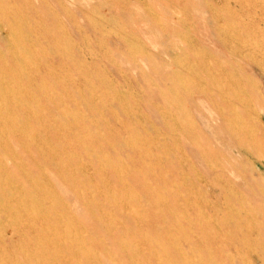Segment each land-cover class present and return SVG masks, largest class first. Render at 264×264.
<instances>
[{
  "label": "rangeland",
  "instance_id": "1",
  "mask_svg": "<svg viewBox=\"0 0 264 264\" xmlns=\"http://www.w3.org/2000/svg\"><path fill=\"white\" fill-rule=\"evenodd\" d=\"M263 25L264 0H0V264L264 256V70L234 49Z\"/></svg>",
  "mask_w": 264,
  "mask_h": 264
},
{
  "label": "bare ground",
  "instance_id": "2",
  "mask_svg": "<svg viewBox=\"0 0 264 264\" xmlns=\"http://www.w3.org/2000/svg\"><path fill=\"white\" fill-rule=\"evenodd\" d=\"M206 3V2H205ZM232 3V2H231ZM234 3V2H233ZM238 4V3H237ZM240 5V4H239ZM238 5V6H239ZM237 8H239V7H237ZM253 11V10H252ZM245 13H246V11H245ZM247 14V13H246ZM263 23V22H262ZM263 27H264V25H263ZM159 31V30H158ZM2 33H4V34H6L5 32H2ZM234 37V36H233ZM241 39V37H238L237 38V40H240ZM241 42V41H240ZM240 42H239V45H236V46H234V49H235V51L236 50H238L239 52H242L243 54H245V55H247V56H249L251 59H252V62H254L255 64H257L258 66H260L263 70H264V48H262L261 47V49L259 48V53L257 52V49H251L249 46H247L246 44H245V42L244 43H242V44H240ZM220 44H221V46L222 47H224L227 51H230L229 50V46H227V44H226V42L225 41H223V40H221L220 39ZM231 49H232V47H231ZM232 52V51H231ZM256 53L257 54H259L262 58L261 59H259L257 56H255L256 55ZM218 54H220L219 52H218ZM232 54V53H231ZM246 56V57H247ZM195 58V57H194ZM227 58V57H226ZM229 59V58H228ZM245 60V59H244ZM210 61H212V60H210ZM212 63V62H211ZM246 63H248V65H250V66H252V64L253 63H251V62H246ZM213 65V64H212ZM235 65H236V63H235ZM237 66V65H236ZM204 68H210L208 65H207V67H204ZM246 68V67H245ZM217 69V68H216ZM231 69V68H230ZM221 70H222V68H221ZM229 70V69H228ZM240 72V71H239ZM238 73V72H237ZM236 73V74H237ZM255 75V74H254ZM231 76V75H230ZM229 76V77H230ZM243 75H241L240 74V77L241 78H243L242 77ZM250 76H252V75H250ZM150 79V78H149ZM228 79V78H227ZM246 79V81L248 82V83H251L252 81L250 80V78L248 77V79L247 78H245ZM258 79V78H257ZM205 80V79H204ZM243 80H244V78H243ZM259 80V79H258ZM217 81H218V84H219V88H220V90L218 91L219 93L217 94V96H215L214 97V99H223L224 97L225 98H227V103L225 104V105H223V106H219V108H218V114H219V116H220V118H222L223 120H224V122H225V124L227 123H229V124H232L233 122L234 123H236V120L239 118V114L237 113L238 112V110H239V108H238V104L236 103L237 101H234L235 99H233V97L235 96V92H233V94H232V92H230V90L232 91V88H233V86H232V81L231 82H229V83H225V82H223L224 80H223V77L222 76H220L219 78H217ZM238 82H239V80H238ZM236 85V84H235ZM238 85V84H237ZM244 85V84H243ZM242 85V86H243ZM240 87V86H239ZM252 87V86H251ZM248 88V87H247ZM243 90V89H242ZM241 90V91H242ZM248 90V89H247ZM247 90H246V94H247ZM252 90V89H251ZM255 90V89H254ZM257 91V90H256ZM255 91V92H256ZM243 92V91H242ZM232 94V95H231ZM249 94H250V92H249ZM249 94H247V95H249ZM235 98H236V96H235ZM224 104V103H223ZM249 104V103H248ZM241 113V112H240ZM245 115H247L246 116V118H244L245 119V121H248V119H250L251 118V116H250V114H249V111H248V109H247V114H245ZM85 116V115H84ZM243 116V115H242ZM171 118L174 120V123H176V122H178L177 121V119L179 120V118H177L174 114H171ZM197 120H198V122L199 121H202V120H204L203 119V117H200V116H198L197 118H196ZM240 121H242V120H240ZM198 122H196L195 120L194 121H192V123H191V129H190V131L189 132H187V133H184L185 134V136L186 137H188L191 141H196L197 139V137L199 138V134H197V133H202V131H200V129L198 128V132H195L194 131V129L197 127V123ZM243 122V121H242ZM201 125V124H200ZM235 125V124H234ZM251 127V126H250ZM220 129H221V127H219ZM242 128V127H241ZM224 129H225V126H224ZM238 129V128H237ZM251 129V128H250ZM261 129V128H260ZM243 130V129H242ZM228 131H230V130H228ZM251 131V130H250ZM249 131V132H250ZM248 132V131H247ZM229 133V132H228ZM159 143V142H158ZM171 157V156H170ZM100 174V173H99ZM25 176V175H24ZM221 176V175H220ZM10 195V194H9ZM5 201V200H4ZM10 204V203H9ZM12 205V204H11ZM2 209V208H1ZM16 217V216H15ZM232 220V219H231ZM251 222V221H250ZM263 222V221H262ZM255 223V222H254ZM251 224V223H250ZM3 226V225H2ZM251 229V228H250ZM236 231V229H233V231L232 232H235ZM234 234V233H233ZM240 235V234H239ZM226 237V236H225ZM239 237V236H238ZM238 237H236V238H238ZM239 239V238H238ZM238 239H236V240H238ZM243 239V238H242ZM247 241H248V239H247ZM246 241V242H247ZM237 242H241L240 241V239H239V241H237ZM249 242V241H248ZM258 243V242H257ZM242 244H243V242H242ZM250 244V243H249ZM262 244H264V243H261V245ZM244 245V244H243ZM245 245H247L246 243H245ZM238 246V245H237ZM240 246V245H239ZM242 246V245H241ZM226 252V251H225ZM257 254H254V257H253V261H251V264H260V262H261V260H263V258H264V256H262V254H259L258 252H256ZM246 254V253H245ZM230 255V254H229Z\"/></svg>",
  "mask_w": 264,
  "mask_h": 264
}]
</instances>
